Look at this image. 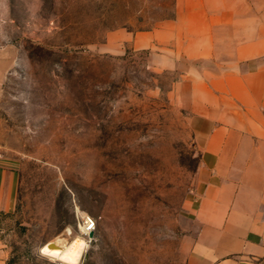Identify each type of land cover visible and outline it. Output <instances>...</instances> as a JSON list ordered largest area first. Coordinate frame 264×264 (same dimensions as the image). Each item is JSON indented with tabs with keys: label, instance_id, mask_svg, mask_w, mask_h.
I'll return each instance as SVG.
<instances>
[{
	"label": "rangeland",
	"instance_id": "374dc122",
	"mask_svg": "<svg viewBox=\"0 0 264 264\" xmlns=\"http://www.w3.org/2000/svg\"><path fill=\"white\" fill-rule=\"evenodd\" d=\"M174 11L175 0H0V168L15 176L0 264H67L53 254L80 238L77 264H185L199 153L173 89L180 60L162 33L147 36Z\"/></svg>",
	"mask_w": 264,
	"mask_h": 264
},
{
	"label": "crops",
	"instance_id": "0c3cea01",
	"mask_svg": "<svg viewBox=\"0 0 264 264\" xmlns=\"http://www.w3.org/2000/svg\"><path fill=\"white\" fill-rule=\"evenodd\" d=\"M174 13L147 36L180 60L173 89L199 153L185 264H264V0H175ZM14 203L0 168V210Z\"/></svg>",
	"mask_w": 264,
	"mask_h": 264
},
{
	"label": "bare ground",
	"instance_id": "6f19581e",
	"mask_svg": "<svg viewBox=\"0 0 264 264\" xmlns=\"http://www.w3.org/2000/svg\"><path fill=\"white\" fill-rule=\"evenodd\" d=\"M77 246L79 250L77 249L75 251H72L73 249L72 247H77ZM83 248H84V243H83V240L80 238L76 242L74 241L71 242L70 245L65 247L64 250L60 252L59 254L55 255L54 253L53 256L57 257L59 260L67 264H77Z\"/></svg>",
	"mask_w": 264,
	"mask_h": 264
},
{
	"label": "built area",
	"instance_id": "2783aa9c",
	"mask_svg": "<svg viewBox=\"0 0 264 264\" xmlns=\"http://www.w3.org/2000/svg\"><path fill=\"white\" fill-rule=\"evenodd\" d=\"M80 220H81L80 228L84 234H88L93 231L95 226V221L92 217L88 215H82L80 217Z\"/></svg>",
	"mask_w": 264,
	"mask_h": 264
},
{
	"label": "water",
	"instance_id": "95a60500",
	"mask_svg": "<svg viewBox=\"0 0 264 264\" xmlns=\"http://www.w3.org/2000/svg\"><path fill=\"white\" fill-rule=\"evenodd\" d=\"M89 234H90V236H91V235H92V232H90Z\"/></svg>",
	"mask_w": 264,
	"mask_h": 264
}]
</instances>
